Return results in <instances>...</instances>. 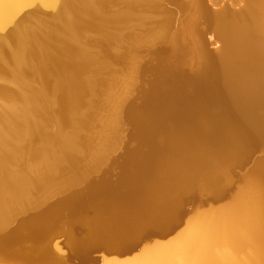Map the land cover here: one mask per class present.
I'll list each match as a JSON object with an SVG mask.
<instances>
[{
  "label": "bare ground",
  "instance_id": "1",
  "mask_svg": "<svg viewBox=\"0 0 264 264\" xmlns=\"http://www.w3.org/2000/svg\"><path fill=\"white\" fill-rule=\"evenodd\" d=\"M141 47L159 62L167 47L177 66L141 63ZM192 62L163 92V76ZM142 71L153 79L136 113L127 98ZM123 116L134 172L54 201L103 161ZM259 139L264 0H0V264H66L53 237L76 222L85 236L69 247L85 264L98 245L125 255L103 264H264V159L229 201L181 223L190 194L229 195Z\"/></svg>",
  "mask_w": 264,
  "mask_h": 264
},
{
  "label": "rangeland",
  "instance_id": "2",
  "mask_svg": "<svg viewBox=\"0 0 264 264\" xmlns=\"http://www.w3.org/2000/svg\"><path fill=\"white\" fill-rule=\"evenodd\" d=\"M167 49H168L167 47H163L162 49H158V52L156 51L154 52L155 54H158L159 51L162 52L159 54L161 55L160 57L161 61L162 60L163 61L159 62L158 60L155 59L154 55L153 56L147 55L148 53L147 48L141 47L140 49H138L141 63H144L150 66V65H155L157 62H159V64L163 63L162 65L165 67L173 66L175 68L177 66V63L168 62L166 59ZM163 50H164V54H163ZM111 65H109L111 68L110 70L117 71L118 67L115 64H111ZM101 67L105 68L106 64H103V63L102 65L100 64L99 70H102ZM191 68H193V62L191 63L189 68L174 70L173 73H170L168 75L165 74V76H163L161 80V85H163V92L168 90V81L172 74L186 72L188 70H191ZM152 79L153 77L151 76V74L142 71L139 76V85L137 87L138 90L133 91L127 98V107L131 105V109L137 110L136 113L144 112V110L147 109V106H149L147 102L148 99H143L141 96V92H144L149 88V85L152 82ZM215 84L218 85V82H215ZM223 100H224V97H223ZM125 111H126V108L124 106L123 115ZM259 114H262V112L260 111ZM79 131H82V130H79ZM136 139H137L136 130L131 125V122H129V120L126 119V117L125 118L124 116L121 117L116 125L115 136L110 141L111 143L110 151L108 152L106 157L103 159V161H101L99 164L93 167L86 166L85 168H83L82 170L83 176L81 177V179H79V182H80L79 187L77 188L75 186H71L65 192V194L55 196L54 201L61 200L60 198L63 199L65 198V196L72 194L78 190H81V188L83 186L85 187L88 183H91V182L98 183L101 180H108L111 182H115L117 181L119 177H121L123 173L125 174L133 173L134 172V168H133L134 161L138 159V156L140 154V148L138 146ZM263 144H264V139L257 140L251 150V151H255V153L251 155L248 162L243 167L234 168L231 171V174H232L231 184L232 185H230L229 190H228L229 195L226 196L223 200L217 201V202L213 201L210 195L205 194V193L201 195L190 194L189 196L185 197L184 202L182 204L183 205L182 211L184 215H183L181 223H184L190 216L194 214V212L197 209H208L210 207H216L218 205L224 204L227 201H229L230 195H232L235 192L236 188L241 184L242 180L247 178L253 172L255 166L257 165V163H259L258 160L261 161V159L262 160L264 159V154L260 153L264 150ZM79 202L83 205L84 207L83 211L88 215V217L92 216V210L90 207V197L88 196L87 192H84L82 194L81 200ZM72 225H71L72 227L70 231L68 232V234L56 232V234L53 237V252L59 258H62L66 264H81L79 261L82 262V260L78 259L79 257L75 255L73 251L70 249L69 240L71 238L82 239L85 236V230L80 224H77V222L76 224L74 223ZM182 228H183V224L176 227L171 235L168 234L169 236L165 235L162 238L160 236H156L155 233H154L155 235H153L152 232L151 233L147 232L149 235L146 233L147 236H141L140 238H137L136 241H134V243H137V247H139V249H137L136 252L140 251L141 246L143 244L153 243L155 240H167L168 238L173 237V235H175V233H177ZM88 256L90 258L100 257L101 264H103V260L105 258L119 257L118 259H122V257L124 258L125 255L114 254L113 252H109V250H107L105 246L98 245L97 247L92 246L91 248H89L87 258ZM86 261H88V259ZM83 262L82 263L85 264V261Z\"/></svg>",
  "mask_w": 264,
  "mask_h": 264
},
{
  "label": "water",
  "instance_id": "3",
  "mask_svg": "<svg viewBox=\"0 0 264 264\" xmlns=\"http://www.w3.org/2000/svg\"><path fill=\"white\" fill-rule=\"evenodd\" d=\"M137 249H139V247H136ZM137 249H136V251H137ZM135 250L133 251V252H136ZM88 259V261H90L91 262V264H101V258L100 257H98V258H90L89 256H88V258H86V260ZM81 264H83L81 261H79Z\"/></svg>",
  "mask_w": 264,
  "mask_h": 264
}]
</instances>
